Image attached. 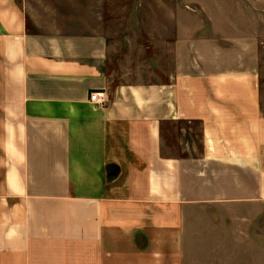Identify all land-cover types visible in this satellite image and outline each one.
<instances>
[{"label": "crops", "instance_id": "obj_1", "mask_svg": "<svg viewBox=\"0 0 264 264\" xmlns=\"http://www.w3.org/2000/svg\"><path fill=\"white\" fill-rule=\"evenodd\" d=\"M172 2L0 0V264H264V0Z\"/></svg>", "mask_w": 264, "mask_h": 264}, {"label": "rangeland", "instance_id": "obj_2", "mask_svg": "<svg viewBox=\"0 0 264 264\" xmlns=\"http://www.w3.org/2000/svg\"><path fill=\"white\" fill-rule=\"evenodd\" d=\"M119 3L117 2V6ZM174 3L172 0H163V5L157 2L156 0H132V13L135 17L138 14L143 15L141 19L132 18H117L116 25L117 27H127L129 24L133 26H138L142 23L145 28L152 29L155 26L159 25L160 22H163L165 26H171L170 18L168 17L171 14ZM123 14V13H117ZM164 15V19L157 18L156 15ZM157 21V23H156ZM146 28V29H147Z\"/></svg>", "mask_w": 264, "mask_h": 264}, {"label": "built area", "instance_id": "obj_3", "mask_svg": "<svg viewBox=\"0 0 264 264\" xmlns=\"http://www.w3.org/2000/svg\"><path fill=\"white\" fill-rule=\"evenodd\" d=\"M90 100L91 102L98 104L100 106H106V104H108L109 101L108 96L104 91H97L91 93Z\"/></svg>", "mask_w": 264, "mask_h": 264}]
</instances>
